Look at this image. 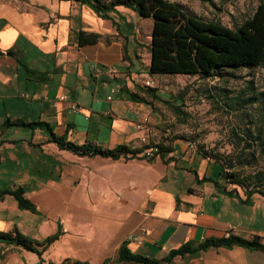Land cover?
Wrapping results in <instances>:
<instances>
[{
	"label": "crops",
	"instance_id": "crops-1",
	"mask_svg": "<svg viewBox=\"0 0 264 264\" xmlns=\"http://www.w3.org/2000/svg\"><path fill=\"white\" fill-rule=\"evenodd\" d=\"M150 32V18L123 6L103 18L74 0H0V189L22 187L34 207L19 208L0 194V231L16 228L38 241L57 235L39 255L0 239L4 264H141L118 260L120 245L162 259L184 241L229 233L259 235L264 243V195L244 202L245 190L234 184L236 194L224 192L217 164L181 139L162 154L111 158L59 148L39 127L4 124L7 118L41 121L76 144L140 147V138H151L158 127V100L135 80L157 76L147 72ZM91 34L96 40L79 43ZM110 84L119 90L106 101ZM125 90L146 102L127 99ZM143 116L144 127L135 129ZM172 261L264 264V253L208 247Z\"/></svg>",
	"mask_w": 264,
	"mask_h": 264
},
{
	"label": "trees",
	"instance_id": "trees-1",
	"mask_svg": "<svg viewBox=\"0 0 264 264\" xmlns=\"http://www.w3.org/2000/svg\"><path fill=\"white\" fill-rule=\"evenodd\" d=\"M88 5L98 16L109 18L111 12H115L116 6H123L133 10L139 17H148L151 20L150 42L148 44L149 63L148 74H183L196 75L200 78H216L225 81L229 70L241 68H255L264 64V0L259 3L253 14L234 27H228L216 20H208L187 10L183 4L171 0H74ZM97 35L79 39V43L96 40ZM145 93L152 99L159 100L169 105L176 115L183 114L178 105L160 99L155 94V88L143 87ZM125 97L132 101L146 102L144 97L136 91L125 90ZM216 95L219 96V93ZM222 101L224 106L232 112L236 107L247 108L258 103V122L251 120L252 127H234L229 131L230 142L241 149L227 153L218 152L214 149H204L197 144L196 150L212 162L218 165V175L225 183L223 191L227 194H236L231 184L244 188L246 199L253 193L264 195V183L260 174H256L250 185L243 183L238 173V166H246L253 163L257 156L247 148L255 146V150L264 156V89L256 92L252 82H249L244 89L234 95L225 94L222 90ZM211 98V94L207 95ZM5 125L28 126L31 128H43L48 134V140L54 142L59 148L67 149L78 155H100L117 158L133 157L143 148H131L125 144H117L112 148H103L87 143L76 144L66 139L65 135H57L52 131L49 124L41 121H25L16 118L4 121ZM181 138V137H180ZM169 139L167 143L160 140L154 145L157 151L153 153L162 154L170 150ZM184 140V139H181ZM196 141V137H191ZM146 157V156H145ZM257 179V181H256ZM204 180L212 181L215 187L216 181L206 177ZM242 184V185H241ZM23 188L0 189V194H8L16 201L17 206L22 209L33 210V205L24 197ZM239 196V195H238ZM56 233L44 237L42 240H33L20 233L16 228L7 231H0V239L13 243L24 249L40 254L46 246L56 238ZM233 245L258 249L264 253V243L259 235L246 238L237 234H226L219 236L205 237L194 243L184 241L179 246L170 249L162 259L149 258L140 254L130 252L124 244L118 248V260L131 261L141 264H175L172 259L179 257H197L208 247H231ZM53 264V263H51ZM58 264H83L80 261H63Z\"/></svg>",
	"mask_w": 264,
	"mask_h": 264
},
{
	"label": "rangeland",
	"instance_id": "rangeland-1",
	"mask_svg": "<svg viewBox=\"0 0 264 264\" xmlns=\"http://www.w3.org/2000/svg\"><path fill=\"white\" fill-rule=\"evenodd\" d=\"M261 2L262 0H181L180 3L203 19L216 20L225 26L234 27L249 18ZM229 71L231 75L228 74L225 81L183 74L151 76L156 95L178 105L185 115H176L169 105L156 101L153 117L157 120L158 127L143 144L150 146L160 140L167 143L169 139H184L193 149L200 144L204 149L223 153L232 149L239 151L241 144L237 148L230 142L229 131L237 125L238 128L252 127L251 120L258 122L259 104L242 109L236 107L229 113L222 101V90H225V94L234 95L252 82L254 90L261 92L264 89V64L255 68ZM209 94L212 95L211 98L207 96ZM42 130L45 132L43 128ZM191 137H196V141L193 142ZM247 150V153L253 152L257 159L250 165L238 166L241 180L250 185L254 176L259 173L264 183V156L255 150V146ZM216 167L218 171V165ZM243 191L244 188L238 186V192Z\"/></svg>",
	"mask_w": 264,
	"mask_h": 264
},
{
	"label": "built area",
	"instance_id": "built-area-1",
	"mask_svg": "<svg viewBox=\"0 0 264 264\" xmlns=\"http://www.w3.org/2000/svg\"><path fill=\"white\" fill-rule=\"evenodd\" d=\"M107 71H113V69L111 67H109L107 69ZM135 80L136 82L141 85L142 87H153L154 83H153V80L152 79H142L140 77H135ZM118 90H119V87L115 84H110L107 86V91L105 93V100L106 101H110L112 100L116 94L118 93ZM56 99H65V95H58L56 96ZM69 108L75 112L77 111V109L79 108L77 104L75 103H72L69 105ZM110 109H106L103 114L104 115H110ZM147 122V118L145 116L141 117V119L135 123V128L136 129H142L144 127V124ZM140 140L142 141V143L145 142L144 138H140ZM155 151H157V147L153 144V145H150V146H147L145 148L142 149V154L146 157L152 155ZM0 264H4L1 259H0Z\"/></svg>",
	"mask_w": 264,
	"mask_h": 264
}]
</instances>
